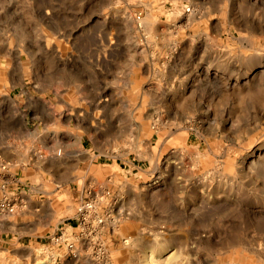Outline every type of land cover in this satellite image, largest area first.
Returning a JSON list of instances; mask_svg holds the SVG:
<instances>
[{
    "label": "rangeland",
    "instance_id": "374dc122",
    "mask_svg": "<svg viewBox=\"0 0 264 264\" xmlns=\"http://www.w3.org/2000/svg\"><path fill=\"white\" fill-rule=\"evenodd\" d=\"M4 197L0 264H264V0H0Z\"/></svg>",
    "mask_w": 264,
    "mask_h": 264
},
{
    "label": "built area",
    "instance_id": "2783aa9c",
    "mask_svg": "<svg viewBox=\"0 0 264 264\" xmlns=\"http://www.w3.org/2000/svg\"><path fill=\"white\" fill-rule=\"evenodd\" d=\"M2 204V205H1ZM0 204V210L6 213H13L14 204L6 197L3 198L2 203ZM104 212L100 213L97 210L96 201L94 199H84L81 200L75 212V225L79 228V235L85 234L94 235L96 231L104 224L105 221ZM50 240L53 242H63L64 237L60 235H52ZM65 246L70 251L73 250L72 240L67 239Z\"/></svg>",
    "mask_w": 264,
    "mask_h": 264
},
{
    "label": "crops",
    "instance_id": "0c3cea01",
    "mask_svg": "<svg viewBox=\"0 0 264 264\" xmlns=\"http://www.w3.org/2000/svg\"><path fill=\"white\" fill-rule=\"evenodd\" d=\"M51 158H54V157H53V156H51V157H50V159H51ZM51 160H52V159H51Z\"/></svg>",
    "mask_w": 264,
    "mask_h": 264
},
{
    "label": "bare ground",
    "instance_id": "6f19581e",
    "mask_svg": "<svg viewBox=\"0 0 264 264\" xmlns=\"http://www.w3.org/2000/svg\"><path fill=\"white\" fill-rule=\"evenodd\" d=\"M167 117V116H166Z\"/></svg>",
    "mask_w": 264,
    "mask_h": 264
}]
</instances>
